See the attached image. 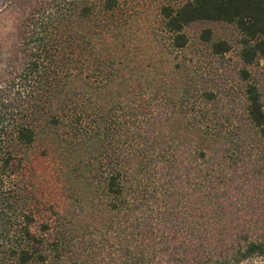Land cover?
<instances>
[{
	"label": "trees",
	"instance_id": "16d2710c",
	"mask_svg": "<svg viewBox=\"0 0 264 264\" xmlns=\"http://www.w3.org/2000/svg\"><path fill=\"white\" fill-rule=\"evenodd\" d=\"M142 1L8 0L18 16L15 45L0 53V264L65 259L70 237H57L48 254L31 234V189L11 165H23L39 123L81 122L75 112L86 99L101 112L88 136L116 160L104 185L106 231L116 242L73 264L264 257V108L248 69L264 62V0H153L159 29H147L149 47L126 39L130 6ZM200 22L233 24L241 34L237 76L247 83L237 121L220 105L231 94L190 79L192 59H157L158 33L170 54L193 44L187 28ZM196 40L216 56L231 48L207 28Z\"/></svg>",
	"mask_w": 264,
	"mask_h": 264
},
{
	"label": "rangeland",
	"instance_id": "374dc122",
	"mask_svg": "<svg viewBox=\"0 0 264 264\" xmlns=\"http://www.w3.org/2000/svg\"><path fill=\"white\" fill-rule=\"evenodd\" d=\"M130 10L132 23L127 41H137L149 47L151 37L147 29H159L153 0L134 3ZM17 16L9 8L8 0H0V53L15 45L13 26ZM206 28L211 30L212 39L226 40L230 50L216 56L211 54L206 45L196 48V37ZM187 33L193 44L170 54L164 53L167 41L163 33H158L159 41L152 45L157 53L159 49L163 50L159 52L163 57L157 59L172 60L175 57L173 61L179 64L184 59H192L189 63L190 79L201 87L217 86L226 90L227 96L231 94V97L222 99L220 105L223 111L233 109L236 118L232 119L237 121L243 114V87L247 83L237 76L238 69L242 67L238 56L240 32L233 24L200 22L187 28ZM248 69L251 73L249 81L257 85L264 108V62L259 60ZM123 73L129 72L125 69ZM136 73L139 74L138 71ZM174 76L182 77L178 73ZM78 85H81L80 82ZM90 101H82V106L75 112L77 117H82L81 122L70 124L64 121L57 126L45 121L39 123L35 142L24 148L23 165L18 166L16 161L11 165L12 168L17 167L20 174L23 173L24 181L31 189L30 207L34 217L29 227L31 234L42 240L48 254L50 245L57 237H70L65 259L53 264H73L76 257L84 258L91 250L98 251L100 247H107L109 241L116 242L110 239L112 232L106 231L111 216L107 209L111 196L104 186L110 166L116 160L110 163V156L105 153L100 142L88 136L99 124L100 119L97 117L101 114ZM105 253L107 251L103 250L101 255ZM242 264H264V257L253 256Z\"/></svg>",
	"mask_w": 264,
	"mask_h": 264
}]
</instances>
